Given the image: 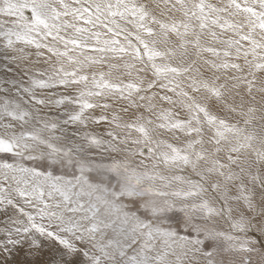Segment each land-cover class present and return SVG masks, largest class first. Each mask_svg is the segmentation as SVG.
Returning a JSON list of instances; mask_svg holds the SVG:
<instances>
[{"label":"snow or ice","instance_id":"6c2138e0","mask_svg":"<svg viewBox=\"0 0 264 264\" xmlns=\"http://www.w3.org/2000/svg\"><path fill=\"white\" fill-rule=\"evenodd\" d=\"M0 264H264V0H0Z\"/></svg>","mask_w":264,"mask_h":264}]
</instances>
